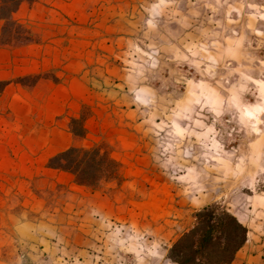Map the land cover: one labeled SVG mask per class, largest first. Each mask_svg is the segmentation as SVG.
Wrapping results in <instances>:
<instances>
[{
    "label": "rangeland",
    "instance_id": "374dc122",
    "mask_svg": "<svg viewBox=\"0 0 264 264\" xmlns=\"http://www.w3.org/2000/svg\"><path fill=\"white\" fill-rule=\"evenodd\" d=\"M15 19L32 41L0 47V158L27 161L0 178V264H173L212 203L248 228L231 264H264V0H26ZM96 144L120 182L36 173Z\"/></svg>",
    "mask_w": 264,
    "mask_h": 264
},
{
    "label": "trees",
    "instance_id": "16d2710c",
    "mask_svg": "<svg viewBox=\"0 0 264 264\" xmlns=\"http://www.w3.org/2000/svg\"><path fill=\"white\" fill-rule=\"evenodd\" d=\"M26 0H0V47L27 44L29 30L15 14ZM89 115L81 111L68 128L75 140L88 135ZM47 168L73 175L77 185L97 188L103 182L121 181V165L102 145L70 146L52 155ZM248 240V228L226 207L212 203L196 212L193 226L171 245L167 258L173 264H231ZM184 242L183 247L177 245Z\"/></svg>",
    "mask_w": 264,
    "mask_h": 264
},
{
    "label": "crops",
    "instance_id": "0c3cea01",
    "mask_svg": "<svg viewBox=\"0 0 264 264\" xmlns=\"http://www.w3.org/2000/svg\"><path fill=\"white\" fill-rule=\"evenodd\" d=\"M59 151H61V150H56L55 152H52L49 155L47 154L43 158V160H41V164L37 166L38 170L36 173H42V172L44 174H52L55 172H60V174L67 173V172H63V171L50 169V168H47V166H46L49 157H51L52 155L56 154ZM26 161L27 160H25V161L20 160V161L16 162V160L13 158H8L7 160L0 158V178L7 177L8 180H12V179L16 178L19 174L24 175V173H25L24 167H25ZM4 163H6L7 165H5Z\"/></svg>",
    "mask_w": 264,
    "mask_h": 264
},
{
    "label": "snow or ice",
    "instance_id": "6c2138e0",
    "mask_svg": "<svg viewBox=\"0 0 264 264\" xmlns=\"http://www.w3.org/2000/svg\"><path fill=\"white\" fill-rule=\"evenodd\" d=\"M257 183L260 184V187L256 189V191L260 192V191H264V169H261L260 171V175L257 178ZM184 242L182 241L180 244L177 245V248L180 249L181 247H183ZM76 255H78V253H75ZM69 264H72V260L71 257H69Z\"/></svg>",
    "mask_w": 264,
    "mask_h": 264
},
{
    "label": "clouds",
    "instance_id": "9594fccd",
    "mask_svg": "<svg viewBox=\"0 0 264 264\" xmlns=\"http://www.w3.org/2000/svg\"><path fill=\"white\" fill-rule=\"evenodd\" d=\"M209 74H211V73H209ZM200 102H201V101H200L199 98H197V99L195 100V103H197V104H199ZM219 103H222V101H220V100H218V99H217V100H210L207 96L204 97V104L217 105V104H219ZM211 110H212V111H216V107L213 106Z\"/></svg>",
    "mask_w": 264,
    "mask_h": 264
}]
</instances>
